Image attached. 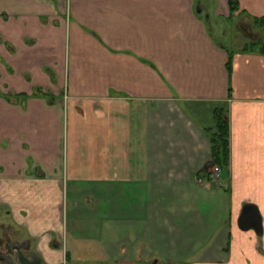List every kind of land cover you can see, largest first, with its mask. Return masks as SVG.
I'll use <instances>...</instances> for the list:
<instances>
[{
    "label": "crops",
    "instance_id": "1",
    "mask_svg": "<svg viewBox=\"0 0 264 264\" xmlns=\"http://www.w3.org/2000/svg\"><path fill=\"white\" fill-rule=\"evenodd\" d=\"M235 1L232 14L229 0H0V231L42 264H146L147 233L133 251L112 232L100 260L73 256L86 245L72 232L63 248V180L111 158L163 179L153 264H264V44L216 35L233 15L257 27L264 0ZM249 204L259 235L239 227Z\"/></svg>",
    "mask_w": 264,
    "mask_h": 264
},
{
    "label": "rangeland",
    "instance_id": "2",
    "mask_svg": "<svg viewBox=\"0 0 264 264\" xmlns=\"http://www.w3.org/2000/svg\"><path fill=\"white\" fill-rule=\"evenodd\" d=\"M229 20L227 24H224V30L217 31L216 35L219 39L223 40L225 37L233 43H246V47L252 42L264 44V29L255 27L241 16L233 15ZM39 92V90L36 91L37 94ZM111 165V158L104 161L97 160L92 162L89 168L77 172L75 178L63 180L64 184L67 183L62 205L64 233L60 237L63 248L65 237H70L69 234L72 232L74 237L83 239L86 245L84 248L86 251L83 249L74 251L73 256L78 253L77 256L82 260H100L97 257L102 252L101 240L109 237L112 232L114 236L119 235L121 245L131 244L133 251L137 246L136 240L139 237L141 240V235L147 233L146 239L137 247L144 262L153 264L149 260L156 256L161 258L162 253V244L155 241L154 236L149 233L159 229L164 217L162 209L166 195L163 179L160 175L148 174L146 169L143 171L139 169L138 172L124 169L117 161L115 166ZM61 166L63 168L61 171H65L66 174V159H62ZM101 168L104 174L96 178L95 175L99 176ZM112 191L114 194H111ZM84 196L91 198L93 206L85 202ZM127 223L131 224L130 227ZM74 224H78L76 230L72 229ZM108 228H110L109 231H107ZM12 234L9 229L0 231V262L2 264H5L6 257L14 259L16 256L9 246L22 244L14 240L15 238L12 239L14 237ZM28 250L23 252H29ZM159 264L165 263L161 259Z\"/></svg>",
    "mask_w": 264,
    "mask_h": 264
},
{
    "label": "trees",
    "instance_id": "3",
    "mask_svg": "<svg viewBox=\"0 0 264 264\" xmlns=\"http://www.w3.org/2000/svg\"><path fill=\"white\" fill-rule=\"evenodd\" d=\"M232 14L238 10L235 0H229ZM254 24L264 29V20H254ZM257 44L251 43L246 50L254 51ZM261 47V46H260ZM263 49V48H262ZM264 50V49H263ZM217 134L211 136L212 156L215 164L226 166L228 164V122L225 115L216 116Z\"/></svg>",
    "mask_w": 264,
    "mask_h": 264
},
{
    "label": "water",
    "instance_id": "4",
    "mask_svg": "<svg viewBox=\"0 0 264 264\" xmlns=\"http://www.w3.org/2000/svg\"><path fill=\"white\" fill-rule=\"evenodd\" d=\"M239 227L242 230L253 229L258 235L262 232L261 218L257 208L253 205H245L243 207L241 217L239 219ZM12 264H42V262L34 255L27 256L19 247L14 259L6 257Z\"/></svg>",
    "mask_w": 264,
    "mask_h": 264
},
{
    "label": "flooded vegetation",
    "instance_id": "5",
    "mask_svg": "<svg viewBox=\"0 0 264 264\" xmlns=\"http://www.w3.org/2000/svg\"><path fill=\"white\" fill-rule=\"evenodd\" d=\"M19 247H21V251L22 252L23 251H27L29 249V244H26V243H23L22 245L15 244V245L9 246V249L11 250L12 253L17 254V251H18ZM25 254L27 256L32 255V253H29V252H26ZM4 263L5 264H12V262H10V260H7V259L4 260Z\"/></svg>",
    "mask_w": 264,
    "mask_h": 264
},
{
    "label": "built area",
    "instance_id": "6",
    "mask_svg": "<svg viewBox=\"0 0 264 264\" xmlns=\"http://www.w3.org/2000/svg\"><path fill=\"white\" fill-rule=\"evenodd\" d=\"M221 179V170L219 167H211L209 171V181L212 183H218Z\"/></svg>",
    "mask_w": 264,
    "mask_h": 264
}]
</instances>
